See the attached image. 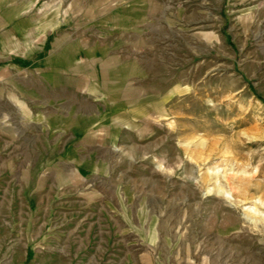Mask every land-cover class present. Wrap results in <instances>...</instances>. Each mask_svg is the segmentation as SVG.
<instances>
[{
  "label": "rangeland",
  "instance_id": "374dc122",
  "mask_svg": "<svg viewBox=\"0 0 264 264\" xmlns=\"http://www.w3.org/2000/svg\"><path fill=\"white\" fill-rule=\"evenodd\" d=\"M121 1L118 198L20 160L41 125L0 86V264H264V0Z\"/></svg>",
  "mask_w": 264,
  "mask_h": 264
},
{
  "label": "crops",
  "instance_id": "0c3cea01",
  "mask_svg": "<svg viewBox=\"0 0 264 264\" xmlns=\"http://www.w3.org/2000/svg\"><path fill=\"white\" fill-rule=\"evenodd\" d=\"M126 2L130 10L136 6V0ZM121 3L0 0L2 93L17 98L20 111L34 114L42 129L35 142L39 153L32 157L25 149L20 160L49 163L65 193H75L76 180L88 183L85 196L100 210L108 209L106 185L116 178L103 170L116 150L111 132L123 127L124 101L131 107L134 102L127 100L138 95L128 85L131 64L115 36L125 32L115 21ZM109 183L110 197L117 200V183Z\"/></svg>",
  "mask_w": 264,
  "mask_h": 264
}]
</instances>
